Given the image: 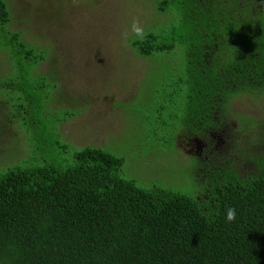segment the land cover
<instances>
[{
    "label": "trees",
    "instance_id": "16d2710c",
    "mask_svg": "<svg viewBox=\"0 0 264 264\" xmlns=\"http://www.w3.org/2000/svg\"><path fill=\"white\" fill-rule=\"evenodd\" d=\"M156 10L175 14L176 24L131 39L132 48L146 59L180 47L184 61L162 97L169 105L179 99V113L164 123L159 102L155 134L166 127L175 142L183 131L209 137L202 129L215 130L248 166L221 158L195 173V197L156 181L141 186L124 177L123 157L91 145L73 151L65 165L40 155L8 166L0 172V264H264V106L226 137L221 131L232 127L236 100L248 92L264 97V0H162ZM9 22L0 0V50L16 68L5 87L23 92L32 132L40 129L37 115H53L45 109L58 83L35 75L45 51L9 30ZM76 115L58 114L51 129L50 142L62 153L70 146L57 125ZM228 207L237 210L233 223L226 222Z\"/></svg>",
    "mask_w": 264,
    "mask_h": 264
},
{
    "label": "rangeland",
    "instance_id": "374dc122",
    "mask_svg": "<svg viewBox=\"0 0 264 264\" xmlns=\"http://www.w3.org/2000/svg\"><path fill=\"white\" fill-rule=\"evenodd\" d=\"M160 1L5 0L10 11L8 29L20 31L30 45L45 51L46 60L35 75H46L58 87H50L44 106L53 115H37L40 129L29 132L23 92L5 87L14 80L16 68L10 54L0 50V172L8 166L32 163L40 155H50L56 164L65 165V160H73V151L91 145L123 157L124 177L141 186L156 181L164 189L196 196L192 159L168 137L172 131L165 127L155 134L158 103L165 104L164 87L181 75L183 52L178 47L170 54L145 59L130 41L135 38L131 32L134 20H139L145 33L176 24L175 14L156 10ZM126 31L128 38L123 39L121 34ZM236 101L234 117L229 119L232 127L222 129L225 133L238 130V121L242 126L245 116L263 114L264 97L248 92ZM174 103L165 104L164 123L179 113V99ZM69 110L76 117L57 125L60 141L70 146L62 153L50 142V133L56 116ZM18 112L22 115L16 119ZM156 136L171 140L172 145L157 142ZM178 138L182 147L184 138ZM193 152L201 157L197 150ZM214 154L224 161L232 159L221 149ZM239 164L240 168L248 166L245 159Z\"/></svg>",
    "mask_w": 264,
    "mask_h": 264
},
{
    "label": "flooded vegetation",
    "instance_id": "af4514ba",
    "mask_svg": "<svg viewBox=\"0 0 264 264\" xmlns=\"http://www.w3.org/2000/svg\"><path fill=\"white\" fill-rule=\"evenodd\" d=\"M202 130L204 132H207L208 133L207 136L209 137H205L203 135H199L197 133H193L189 131L188 132L183 131L182 133L177 135L175 140V144L179 149H181V151L185 154V156L189 159H192L191 162H193V169L196 174H198V172L200 171L208 172L214 167V162L220 161L218 158H216V155L214 154L216 150L221 149V151L225 152L226 154H229L228 156H231L229 151L231 145H233L232 143L227 141L226 138L225 139L221 138V136H219L220 135L219 132H218L219 135H216L215 130H211L209 128H203ZM225 134H226L225 130H222V135L224 137H226ZM178 136H182L184 138L185 143L182 147H180L178 144V140H179ZM193 150H197V152H199L201 157L195 156L197 154H194ZM236 157L231 156L232 159L238 160L239 155H236ZM241 169L242 168H240V170Z\"/></svg>",
    "mask_w": 264,
    "mask_h": 264
},
{
    "label": "clouds",
    "instance_id": "9594fccd",
    "mask_svg": "<svg viewBox=\"0 0 264 264\" xmlns=\"http://www.w3.org/2000/svg\"><path fill=\"white\" fill-rule=\"evenodd\" d=\"M131 32L134 34V36L140 40H143L145 38V32L143 27L141 26L139 20H134L131 25ZM123 39L128 38V32H124L121 34ZM225 218L227 223H233L237 219V210L233 207H228L225 209Z\"/></svg>",
    "mask_w": 264,
    "mask_h": 264
}]
</instances>
